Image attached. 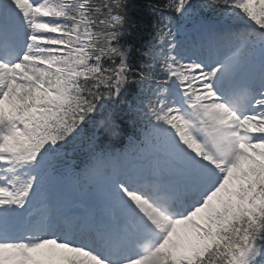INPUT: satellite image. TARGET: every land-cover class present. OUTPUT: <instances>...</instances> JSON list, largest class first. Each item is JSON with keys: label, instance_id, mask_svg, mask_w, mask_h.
I'll return each mask as SVG.
<instances>
[{"label": "snow or ice", "instance_id": "snow-or-ice-1", "mask_svg": "<svg viewBox=\"0 0 264 264\" xmlns=\"http://www.w3.org/2000/svg\"><path fill=\"white\" fill-rule=\"evenodd\" d=\"M132 7L0 0V264H264V0Z\"/></svg>", "mask_w": 264, "mask_h": 264}, {"label": "trees", "instance_id": "trees-1", "mask_svg": "<svg viewBox=\"0 0 264 264\" xmlns=\"http://www.w3.org/2000/svg\"><path fill=\"white\" fill-rule=\"evenodd\" d=\"M148 2H150V0H147Z\"/></svg>", "mask_w": 264, "mask_h": 264}]
</instances>
